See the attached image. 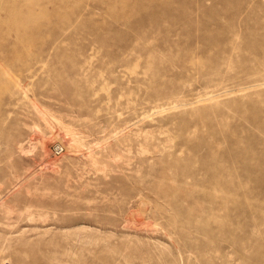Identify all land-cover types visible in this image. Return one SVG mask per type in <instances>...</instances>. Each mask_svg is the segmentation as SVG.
Returning <instances> with one entry per match:
<instances>
[{
  "label": "rangeland",
  "instance_id": "rangeland-1",
  "mask_svg": "<svg viewBox=\"0 0 264 264\" xmlns=\"http://www.w3.org/2000/svg\"><path fill=\"white\" fill-rule=\"evenodd\" d=\"M0 264H264V0H0Z\"/></svg>",
  "mask_w": 264,
  "mask_h": 264
}]
</instances>
